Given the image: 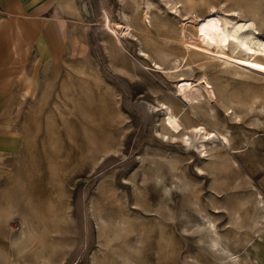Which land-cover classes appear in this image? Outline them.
<instances>
[{
    "label": "rangeland",
    "instance_id": "obj_1",
    "mask_svg": "<svg viewBox=\"0 0 264 264\" xmlns=\"http://www.w3.org/2000/svg\"><path fill=\"white\" fill-rule=\"evenodd\" d=\"M147 2L66 0L59 59L0 96V264H264V79L179 40L212 3L264 37V0Z\"/></svg>",
    "mask_w": 264,
    "mask_h": 264
},
{
    "label": "crops",
    "instance_id": "obj_2",
    "mask_svg": "<svg viewBox=\"0 0 264 264\" xmlns=\"http://www.w3.org/2000/svg\"><path fill=\"white\" fill-rule=\"evenodd\" d=\"M65 2L0 0V96L28 75L34 54L36 63L59 59L69 11Z\"/></svg>",
    "mask_w": 264,
    "mask_h": 264
},
{
    "label": "bare ground",
    "instance_id": "obj_3",
    "mask_svg": "<svg viewBox=\"0 0 264 264\" xmlns=\"http://www.w3.org/2000/svg\"><path fill=\"white\" fill-rule=\"evenodd\" d=\"M187 1L192 4L191 8H193V6L196 4L195 0H187ZM169 3L170 2L168 1L167 4ZM146 4H148V6L146 5L147 10H148L153 7L154 2L153 0H148ZM209 7H210L209 13L206 15L204 19L203 18L201 19V21L198 23V26L195 28L196 36L195 37L189 36L186 38L179 39L184 44L183 49L186 52H189L195 56H199L201 59H206L209 57L205 55L203 52L195 50L192 47H197V48H201L204 50L206 49L208 52H211V54L213 53L221 57L223 59L222 61L216 58H212V57L210 59L218 60L217 62L221 61L220 63L224 65L225 68L231 67L235 69L239 66V68H243L241 70L251 71L252 73L258 75L260 78L264 79V58L262 57L264 56V37L257 35L258 32H256V30H258V27L256 25L255 19L245 17V18H240L239 20L234 21L233 19L228 18L227 17L228 15L222 16L219 14L218 15L215 14L214 12L216 10L215 4L213 3L209 4ZM169 8L171 9V11L175 10V12H177L176 5L174 6L171 3L169 5ZM258 34H260V32ZM203 40L207 42L208 44H210V42L213 43L218 48V50L216 49L210 50L209 47H206L203 45L202 43L204 42ZM233 41L235 43H233ZM232 43L235 45L233 49L231 48ZM226 48H228L231 52H227ZM260 54L262 56H260ZM187 64L190 65L189 63ZM234 64L238 66H235ZM201 66H204V64H201ZM239 68L238 70L236 69L237 74H239L241 71ZM227 70L228 69L224 71L226 72ZM199 86H202V85H199ZM199 86L193 85L191 89L190 87L183 88L184 97L192 104H194L195 101H198V103L201 102V98L204 95L202 93H200V95H190L189 94L191 91L192 92L199 91L200 90L198 89ZM203 88L207 91L206 93H208L209 95L210 102H214L215 101L214 90L206 85H203ZM209 108L212 110L213 105H211ZM168 125H169L168 128L171 132H173V135H176L179 133L182 134L183 126L178 120L177 115L174 114L173 112L167 113V116L165 117V126H168ZM188 128H190L195 133L194 135L197 138H198V135L202 131H204L202 135L204 139L200 143L201 147H203L204 150L207 151V146L209 143L215 142V139L212 138L215 131L213 133V131L208 130L205 125L195 124V125H190ZM223 137H224L223 139L227 141L228 143L227 145L232 147L230 139L225 134L223 135ZM190 139L191 138L183 139L184 145L187 146L188 148H191L190 144L192 142L190 143ZM234 152H236V149L234 150ZM206 154L209 156L212 153H209V154L206 153ZM215 244H217L218 247L220 245L216 242Z\"/></svg>",
    "mask_w": 264,
    "mask_h": 264
}]
</instances>
